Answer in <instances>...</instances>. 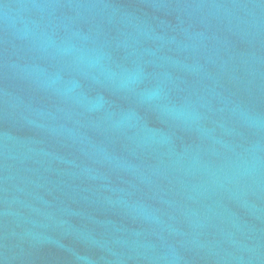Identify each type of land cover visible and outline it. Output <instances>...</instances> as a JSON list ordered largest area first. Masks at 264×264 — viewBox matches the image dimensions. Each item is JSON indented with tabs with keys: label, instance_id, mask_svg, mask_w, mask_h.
<instances>
[{
	"label": "water",
	"instance_id": "water-1",
	"mask_svg": "<svg viewBox=\"0 0 264 264\" xmlns=\"http://www.w3.org/2000/svg\"><path fill=\"white\" fill-rule=\"evenodd\" d=\"M0 264H264V0H0Z\"/></svg>",
	"mask_w": 264,
	"mask_h": 264
}]
</instances>
